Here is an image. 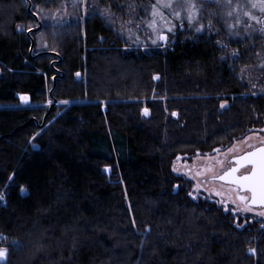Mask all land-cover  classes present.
I'll use <instances>...</instances> for the list:
<instances>
[{
	"label": "trees",
	"instance_id": "1",
	"mask_svg": "<svg viewBox=\"0 0 264 264\" xmlns=\"http://www.w3.org/2000/svg\"><path fill=\"white\" fill-rule=\"evenodd\" d=\"M69 1L0 0V264H264V217L194 195L172 163L264 127V33L229 39L234 58L181 23L142 49L93 4L125 17L142 0L45 19ZM158 155L171 160L2 162Z\"/></svg>",
	"mask_w": 264,
	"mask_h": 264
},
{
	"label": "rangeland",
	"instance_id": "2",
	"mask_svg": "<svg viewBox=\"0 0 264 264\" xmlns=\"http://www.w3.org/2000/svg\"><path fill=\"white\" fill-rule=\"evenodd\" d=\"M81 2L85 7L86 0H70L62 8L53 13L46 14L48 22L66 23L76 18V4ZM168 0H142L133 9L129 10L125 17L99 3H93L100 9L109 21L115 27L125 34L133 47L148 49L149 45L159 42H166L167 39H160V36L168 37L178 24L181 23L184 29L192 33H208L220 36L219 43L228 51L231 58L237 55L238 49L229 43V39L239 40L246 36H252L259 31L254 24L253 13L250 7V0H219L201 1L193 0L196 5V11L193 12L194 19L189 23L187 19L188 10L185 0H171V8L163 7ZM153 5H157L158 15L153 16ZM101 7V8H100ZM111 13L108 16L105 12ZM180 12L177 18L173 13ZM202 26V27H201ZM197 28H201L197 31ZM171 29V31L169 30ZM155 41V43H153ZM259 67H264V51L259 52ZM260 86H264V83ZM27 100H22L24 105L29 104ZM224 105L226 103H223ZM264 141V127L250 133L246 137L237 140L231 146L224 149L215 150L213 153L197 154L191 158L178 157L173 160V168L181 174L186 175L193 181L194 195H207L215 197L227 209L235 213L250 214L252 216L264 217V208L251 209L244 206L236 197L234 191L219 185L216 181H211L209 177L217 173L230 158L240 152L250 148L254 143L260 144ZM253 146V145H252ZM140 156V157H122V156H47V157H7L2 160L4 165H27V164H68V163H96L109 168L110 165L125 162H170L171 156ZM4 249V248H1ZM6 257V256H5ZM0 258V262L5 260Z\"/></svg>",
	"mask_w": 264,
	"mask_h": 264
},
{
	"label": "snow or ice",
	"instance_id": "3",
	"mask_svg": "<svg viewBox=\"0 0 264 264\" xmlns=\"http://www.w3.org/2000/svg\"><path fill=\"white\" fill-rule=\"evenodd\" d=\"M214 2H219V0H214ZM261 2V8L264 10V0H260ZM158 3H160V0H158ZM188 15L187 19L189 23L194 19L193 12L196 11V5L193 2V0H185ZM172 3L171 0H168L167 3L163 4V7L165 8H171ZM255 7V5H253ZM153 12L152 15L156 16L158 15L157 5H153ZM108 16H111V13L105 10ZM104 15L105 13H101ZM177 18L180 17V12H174L173 13ZM254 18V17H253ZM202 27V26H201ZM171 31V29H169ZM201 28H197V31H200ZM160 39H167L166 36L161 35ZM155 43V41H153ZM22 100H27V97L22 96ZM67 103V102H65ZM223 107V105H222ZM145 113H147V109H145ZM240 161H244L247 164L251 165V168L243 175L241 176H234L233 174L237 172V168L233 167L229 170L228 173H226L227 176H232V182L236 183L240 187L246 188L248 191L252 193L251 199L253 202H256L259 200L261 203H264V147H261L259 149H256L255 151L248 152L245 154L244 157L239 158L238 164ZM11 179V178H10ZM220 179H224V177H220ZM22 191H24L22 189ZM3 199V194H0V200ZM241 199H245L244 197H241ZM6 256V250L0 249V258H4Z\"/></svg>",
	"mask_w": 264,
	"mask_h": 264
},
{
	"label": "water",
	"instance_id": "4",
	"mask_svg": "<svg viewBox=\"0 0 264 264\" xmlns=\"http://www.w3.org/2000/svg\"><path fill=\"white\" fill-rule=\"evenodd\" d=\"M201 1H214V0H201ZM253 145V146H252ZM250 146V148L244 150L243 152L236 154L235 156H233L231 158V161L233 162L232 166H230L227 170L224 171V173L222 175H220L218 177L219 180H221L222 182L226 183V185H230V189H232L236 195V197L240 200V202L251 209H256V208H264V203H261L259 200H257L256 202H253L251 199L252 193L250 191H248L246 188L240 187L239 185H237L236 183L232 182V176H227L226 173L229 172V170L233 167H236L238 170L236 173H234V176H241L243 174H245L246 172H242L245 169H250L251 165L247 164L244 161H240V163L238 164V160L239 158H242L245 156L246 153L248 152H252L255 151L256 149H259L261 147H264V141L261 142L260 144H252ZM220 177H224V179H220ZM246 192L249 193V195L245 194ZM241 197H244L245 199H241Z\"/></svg>",
	"mask_w": 264,
	"mask_h": 264
},
{
	"label": "flooded vegetation",
	"instance_id": "5",
	"mask_svg": "<svg viewBox=\"0 0 264 264\" xmlns=\"http://www.w3.org/2000/svg\"><path fill=\"white\" fill-rule=\"evenodd\" d=\"M253 5H255V7ZM250 7L252 9V13H253V17H254L253 18L254 24H256V26L259 28L258 32L264 33V10H262V8H261L260 0H250ZM254 144H258V143H254ZM231 158L229 161L226 162V164H224L222 167H220V169L217 173H215L209 177V179L211 181H216L219 185H222L226 188H230V185H226V183L219 180L218 177L220 175H222L224 173V171L227 170L230 166H232L233 162L231 161ZM246 171H248V169H245L242 172H246ZM245 194L249 195L248 192H246ZM256 209H259V208H256Z\"/></svg>",
	"mask_w": 264,
	"mask_h": 264
}]
</instances>
